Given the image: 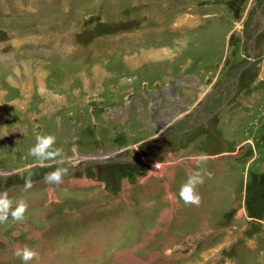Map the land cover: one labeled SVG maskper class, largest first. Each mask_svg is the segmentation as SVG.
<instances>
[{
  "label": "rangeland",
  "instance_id": "374dc122",
  "mask_svg": "<svg viewBox=\"0 0 264 264\" xmlns=\"http://www.w3.org/2000/svg\"><path fill=\"white\" fill-rule=\"evenodd\" d=\"M0 88V264H264V0H0Z\"/></svg>",
  "mask_w": 264,
  "mask_h": 264
},
{
  "label": "clouds",
  "instance_id": "9594fccd",
  "mask_svg": "<svg viewBox=\"0 0 264 264\" xmlns=\"http://www.w3.org/2000/svg\"><path fill=\"white\" fill-rule=\"evenodd\" d=\"M55 141L56 137L52 134L38 133L36 136V143L29 149V153L37 157L41 162L48 158L59 156L61 155V149L53 147ZM204 159H206V157L203 155L198 157V160ZM66 173L67 169L57 168L45 174V179L59 183ZM208 175H211V173H208ZM199 183H203V177L200 175L199 171H196L191 173L186 182L181 185L179 194L186 203L197 205L200 203L201 197L199 192L196 191V185ZM30 186L31 183L27 182L26 187ZM11 203L12 201L8 198L7 192L0 193V222L8 218ZM26 208V203L21 199L17 206L11 211V216L17 220L22 219ZM15 254L20 256L24 261H28L38 255L37 251L34 248H30L28 245H25L23 248H16Z\"/></svg>",
  "mask_w": 264,
  "mask_h": 264
},
{
  "label": "bare ground",
  "instance_id": "6f19581e",
  "mask_svg": "<svg viewBox=\"0 0 264 264\" xmlns=\"http://www.w3.org/2000/svg\"><path fill=\"white\" fill-rule=\"evenodd\" d=\"M149 8V6H148ZM194 17V16H193ZM192 18V17H191ZM119 19V18H118ZM179 20V19H178ZM182 20V19H181ZM184 20V19H183ZM183 22V21H182ZM186 23V22H184ZM191 23V22H190ZM180 24V23H179ZM189 24V23H188ZM187 24V25H188ZM182 30V29H181ZM194 36V35H193ZM189 37V36H188ZM183 40H179L177 41L176 44H178V42L181 44H184V42H182ZM167 44V43H166ZM186 44V43H185ZM217 44V43H216ZM175 45V44H173ZM187 45V44H186ZM184 46L185 48V57H182L183 56V50H180L179 52H177V50H175L177 53H178V56H176V54L174 55V53H170L168 50L169 49H165V50H162V49H153V51L149 50V51H140L139 53H135V55H133L132 57H127L125 58L124 60L126 65L128 66V69L130 70L131 68H134L136 66H138L139 64H142V63H145V62H148V61H153L155 63H157V65L159 66H163V65H166V66H177V64L179 63H182V61L184 60H188L189 62L187 63H190L191 59L189 58H193L194 55H189V53H195V52H191L189 50V45L188 46ZM183 48V47H182ZM188 48V50H187ZM182 51V52H181ZM219 53V52H218ZM164 56V58H161V60H159L158 58ZM14 58V57H13ZM197 58V57H195ZM199 58V57H198ZM13 62V61H12ZM186 63V64H187ZM188 65V64H187ZM160 68V67H159ZM27 71H32V69H28L26 70L25 72H23V76L25 77L24 78V81L25 83H27V81L25 79H28V72ZM36 71V70H35ZM161 72V71H160ZM165 72V71H164ZM163 73V72H162ZM161 73V74H162ZM88 79V78H87ZM216 79V78H215ZM83 80V79H82ZM24 81H23V84H24ZM2 89H3V86H2ZM0 88V91L2 90ZM33 90L31 92H26V95H32L33 93ZM39 92H42V90H40ZM253 92V91H252ZM12 103V102H11ZM10 103V104H11ZM15 103L12 104V106H14ZM47 107H50L49 105H46L45 108L47 109ZM1 113V112H0ZM1 117V116H0ZM3 119V118H1ZM1 122V121H0ZM3 122V121H2ZM141 154H137L133 157V159H139L141 156L145 155L146 154V151L141 150ZM109 158H106V161L108 160ZM86 161H80L78 163H76L77 165H74V166H83L85 163H88L89 161L93 163V161L97 162V163H102V162H105V159L103 160H87L85 159ZM171 163V162H170ZM168 166V165H167ZM74 168V167H73ZM72 168V171L71 172H74L75 169ZM168 172V171H167ZM169 173H171L169 171ZM166 174V173H164ZM168 174V173H167ZM168 176V175H167ZM171 177V176H170ZM66 178L65 176L62 177V179ZM20 186H23V185H20ZM172 197V196H171ZM163 218V217H162Z\"/></svg>",
  "mask_w": 264,
  "mask_h": 264
},
{
  "label": "water",
  "instance_id": "95a60500",
  "mask_svg": "<svg viewBox=\"0 0 264 264\" xmlns=\"http://www.w3.org/2000/svg\"><path fill=\"white\" fill-rule=\"evenodd\" d=\"M34 183L32 182L31 183V185H33ZM24 188V187H26V184H24L23 186H20V185H13V186H11L9 189H7V190H4L3 192H10V191H12V190H14V189H18V188ZM2 192V193H3Z\"/></svg>",
  "mask_w": 264,
  "mask_h": 264
},
{
  "label": "flooded vegetation",
  "instance_id": "af4514ba",
  "mask_svg": "<svg viewBox=\"0 0 264 264\" xmlns=\"http://www.w3.org/2000/svg\"><path fill=\"white\" fill-rule=\"evenodd\" d=\"M235 94H236V92L234 93V95H235ZM234 95H233V96H234ZM231 99H232V98H231ZM225 103H226V102H225ZM223 105H224V104H223ZM223 105H222V106H223Z\"/></svg>",
  "mask_w": 264,
  "mask_h": 264
}]
</instances>
